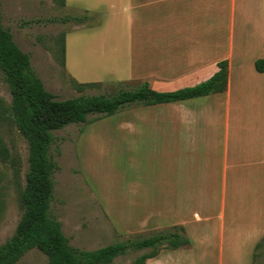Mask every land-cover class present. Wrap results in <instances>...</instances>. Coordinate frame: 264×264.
Listing matches in <instances>:
<instances>
[{"label": "crops", "instance_id": "0c3cea01", "mask_svg": "<svg viewBox=\"0 0 264 264\" xmlns=\"http://www.w3.org/2000/svg\"><path fill=\"white\" fill-rule=\"evenodd\" d=\"M100 4L106 5L105 12H96ZM88 10L96 23L87 30L102 27L104 16L103 55L115 60L118 69L106 75L118 81L176 91L209 80L219 62H228L226 91L139 105L133 113L138 140H155L151 145L166 155L158 178L161 190L148 197L139 194L133 217L148 219L149 230L181 226L190 240L185 248L162 249L146 264H175L198 249L193 232L203 239L216 231L224 237L229 183L264 181V72L255 68L256 61L264 60V0H96ZM114 35L112 50L107 44ZM191 203L198 209L188 224L183 214ZM174 213L182 215L179 223H153ZM253 218L258 219L252 226L255 241L246 245L249 264L258 263V244L264 240V215Z\"/></svg>", "mask_w": 264, "mask_h": 264}, {"label": "rangeland", "instance_id": "374dc122", "mask_svg": "<svg viewBox=\"0 0 264 264\" xmlns=\"http://www.w3.org/2000/svg\"><path fill=\"white\" fill-rule=\"evenodd\" d=\"M1 3L3 26L11 31L20 49L30 55L32 68L57 99L113 94L120 89L141 87L140 83L118 81L106 75L118 69L113 66L115 60L103 55L104 16L102 27L87 30L96 23L91 20L93 12L88 10L96 5V0H66V6L61 5V0H1ZM97 9L96 12L107 10L106 5L101 4ZM85 11L90 15V23L62 21L66 17L83 16ZM113 26L116 30L117 25ZM110 42L107 46L115 49V35ZM74 82L99 85L80 93ZM11 99L0 71V138L12 158L19 159V167L0 161V245L11 238L21 218L20 194L28 169L27 143L13 121L9 109ZM137 107L139 105H132L100 119L93 115L89 123L71 124L54 132L51 155L59 170L54 174L50 213L61 223L64 235L77 249L93 251L161 232L146 228L148 219L133 217V201L139 194L148 197L161 190L158 178L164 174L166 162L161 148L151 145L155 140L148 137L138 140L134 133L132 118ZM232 183L228 184L225 198L224 237L216 231L209 232L203 239L200 233L193 232L190 236L198 249L175 264H249L246 245L251 239L255 241L252 226L258 218L253 217L264 215V181L260 177L236 185ZM197 209L196 204L191 203L188 211H184L188 224L193 222L191 219ZM180 217L182 215L174 213L153 223L172 226L179 223ZM148 251H129L111 264H134L138 256ZM256 257L257 264H264V240ZM17 264H48V259L38 249H32Z\"/></svg>", "mask_w": 264, "mask_h": 264}, {"label": "trees", "instance_id": "16d2710c", "mask_svg": "<svg viewBox=\"0 0 264 264\" xmlns=\"http://www.w3.org/2000/svg\"><path fill=\"white\" fill-rule=\"evenodd\" d=\"M61 5L66 6V0H61ZM1 8L0 0V71L11 93L9 109L13 121L27 143L28 169L25 187L20 194L22 215L11 238L0 245V264H17L32 249L45 254L48 264H111L129 251L149 250L134 260V264H146L162 249L188 247L190 240L181 226L146 237L130 238L93 251L73 247L64 235L61 223L50 213L54 174L59 170L58 163L51 155L55 143L54 132L71 124L89 123V117L93 115H98L97 119L113 116L132 105L153 106L222 93L228 84V62H219V71L194 87L162 92L151 89L145 82L136 90L120 89L113 94L80 95L61 100L45 88L32 68L30 55L20 49L11 31L3 26ZM62 21L87 24L90 16L66 17ZM255 68L263 73L264 60L256 61ZM98 85L74 82L75 89L80 93ZM0 161L19 167V159L12 158L1 138Z\"/></svg>", "mask_w": 264, "mask_h": 264}]
</instances>
